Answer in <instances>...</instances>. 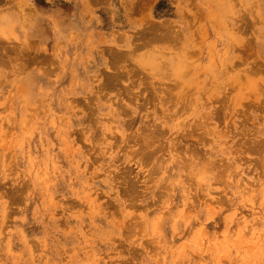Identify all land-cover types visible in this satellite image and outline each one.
<instances>
[{
	"label": "rangeland",
	"instance_id": "obj_1",
	"mask_svg": "<svg viewBox=\"0 0 264 264\" xmlns=\"http://www.w3.org/2000/svg\"><path fill=\"white\" fill-rule=\"evenodd\" d=\"M39 13L0 29V264H264V0H0Z\"/></svg>",
	"mask_w": 264,
	"mask_h": 264
},
{
	"label": "crops",
	"instance_id": "obj_2",
	"mask_svg": "<svg viewBox=\"0 0 264 264\" xmlns=\"http://www.w3.org/2000/svg\"><path fill=\"white\" fill-rule=\"evenodd\" d=\"M40 13H42L41 11H40ZM40 13H39V15H38V17L36 18V20H35V23L34 24H32L31 26H27L25 23H23L18 17H13L12 15H10V14H5L4 16L5 17H9V16H11L12 18H9L10 19V24H14L15 23V25H16V27H17V31L19 32V33H24L25 32V30L26 31H30V32H33V28H34V26H35V24L37 23V21H38V18H39V16H40ZM53 16H54V21H55V24H54V33H55V35H59V33L62 31V30H64V29H66L67 28V26H68V24H64V21H63V19L59 16V15H54L53 14ZM9 24V23H8ZM74 26H76V25H74ZM73 26V27H74ZM77 27V26H76ZM11 29H13V27H11ZM15 30V29H14ZM16 32V31H15ZM17 33V32H16ZM18 34V33H17ZM24 37H26V36H24Z\"/></svg>",
	"mask_w": 264,
	"mask_h": 264
},
{
	"label": "bare ground",
	"instance_id": "obj_3",
	"mask_svg": "<svg viewBox=\"0 0 264 264\" xmlns=\"http://www.w3.org/2000/svg\"><path fill=\"white\" fill-rule=\"evenodd\" d=\"M41 15H42V13H41ZM9 18H12V17L9 16V17L7 18V17H5L4 15H1V16H0V29H4L3 27H4L6 24H8V23L11 22ZM16 32L18 33V35H20V33H19L18 31H16ZM20 36H21V35H20Z\"/></svg>",
	"mask_w": 264,
	"mask_h": 264
}]
</instances>
